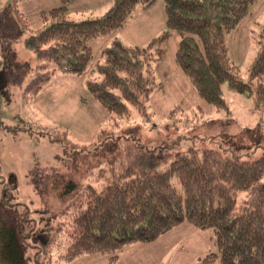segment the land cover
<instances>
[{"label": "trees", "instance_id": "obj_1", "mask_svg": "<svg viewBox=\"0 0 264 264\" xmlns=\"http://www.w3.org/2000/svg\"><path fill=\"white\" fill-rule=\"evenodd\" d=\"M17 1L0 11V94L8 100L11 88L26 86L29 102L55 75H83L88 93L110 113V128L90 142L62 137L65 151L56 163L31 169L38 207L21 201L17 175H5L0 166V264H52L55 256L72 262L94 254L115 264L128 245L154 242L185 222L212 229L216 238L217 250L193 264H264V155L240 156L241 144L222 131L196 133L182 150L181 134L178 143L150 147L131 120L138 115L147 121L152 113L147 102L163 88L154 70L173 33L179 37L177 64L198 96L221 115L208 128L221 130L222 123L234 121L228 91L254 96L263 105L264 25L253 23L258 51L248 80L227 46L255 0H164L166 30L146 46H125L110 35L137 6L147 9L155 0H113L103 15L78 20L67 13L70 0H61L27 34ZM106 36L111 41L95 63L91 41ZM21 39L34 58L20 59L13 43ZM177 109L168 114L181 118ZM20 128H11L15 138ZM196 140L211 145L198 146Z\"/></svg>", "mask_w": 264, "mask_h": 264}, {"label": "rangeland", "instance_id": "obj_2", "mask_svg": "<svg viewBox=\"0 0 264 264\" xmlns=\"http://www.w3.org/2000/svg\"><path fill=\"white\" fill-rule=\"evenodd\" d=\"M112 2L71 0L67 13L76 20L101 16ZM12 3L13 0H0V11ZM61 3V0H18L17 8L29 26L25 34L40 27L43 11L58 7ZM244 20L243 27L228 35L227 46L231 58L241 68L243 79L248 80L247 70L258 51V29L249 28V25L254 22L264 25V0H255ZM165 30L164 0H155L147 9L137 6L125 26L110 36L117 37L125 46H146L153 37ZM109 38L106 36L91 41L95 63L102 59L101 51L110 43ZM178 41V35L173 33L163 44L166 50L164 60L154 70L156 81L163 83V88L155 89L147 102V109L152 112L149 119L141 121V116L131 117L139 129L141 141L151 147L160 141L178 143L180 138L177 148L182 150L191 145V138L196 137V133L200 136L216 135L222 131L241 144V151L238 152L240 156L258 158L264 155V104L260 105L254 96L240 97L228 91L227 102L232 108L234 121L222 123L221 130L219 126L213 128V124L208 128L207 124L221 115L198 96L177 64ZM13 47L20 59L34 58L23 39L15 41ZM85 81L83 75H55L29 102L24 98L26 86L11 88L8 100L0 94V166L5 175L11 172L17 175L18 196L30 206H40L39 195L31 179V169L56 163L57 156L63 155L65 151L62 137L78 143L90 142L98 131L110 128V113L88 93ZM173 108L182 110L177 111L176 115L184 118V121L168 114ZM13 127H23L18 130L16 138V131L11 130ZM24 128L29 130L23 131ZM195 145L211 144L196 140ZM211 250H217L214 231L199 229L185 222L154 242L128 245L120 252L115 264H193ZM52 264H108V256L85 255L72 262H63L55 256ZM214 264L221 263L217 260Z\"/></svg>", "mask_w": 264, "mask_h": 264}, {"label": "crops", "instance_id": "obj_3", "mask_svg": "<svg viewBox=\"0 0 264 264\" xmlns=\"http://www.w3.org/2000/svg\"><path fill=\"white\" fill-rule=\"evenodd\" d=\"M70 1H71V0H70ZM109 4H110V3H109ZM110 6H111V5H110ZM110 6H109V7H110ZM244 21H245V20H244ZM244 21H243V25H244V23H245ZM249 26H250L249 28H252V27H253V23H250ZM242 27H243V26H242ZM238 30H239V29H238ZM114 37H115V36H114ZM110 39H111V38H109V41H110Z\"/></svg>", "mask_w": 264, "mask_h": 264}]
</instances>
